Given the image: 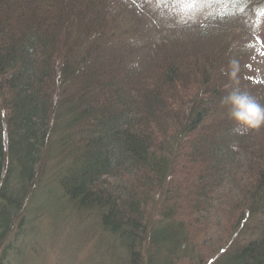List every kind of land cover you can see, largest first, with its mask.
I'll return each instance as SVG.
<instances>
[{"label":"trees","instance_id":"1","mask_svg":"<svg viewBox=\"0 0 264 264\" xmlns=\"http://www.w3.org/2000/svg\"><path fill=\"white\" fill-rule=\"evenodd\" d=\"M113 5L0 0V246L56 155L124 264H191L201 231L209 263L264 264V126L228 118L215 30L128 41Z\"/></svg>","mask_w":264,"mask_h":264},{"label":"rangeland","instance_id":"2","mask_svg":"<svg viewBox=\"0 0 264 264\" xmlns=\"http://www.w3.org/2000/svg\"><path fill=\"white\" fill-rule=\"evenodd\" d=\"M113 3L116 25H119L117 31L130 33L132 38L123 37L128 41L142 38L139 39L142 42L154 32V40L160 33L173 43L177 35L217 31L211 35L217 43L215 53L218 55L223 49L224 65H228L225 73L231 72L235 62L239 66L238 86L264 104L262 0H113ZM136 29L141 31L136 33ZM140 62L136 58V63ZM57 162L56 155L45 161L42 177H38L42 182L38 193L28 200L27 210L20 213L17 224L1 243L0 264H124L123 252L114 241L116 238L103 232L98 213L78 212L61 198L56 175L59 176L62 169ZM212 233L213 227L210 228ZM206 237L202 231L194 237V242L201 247L197 251L201 262L196 252L191 264H208L207 255L216 253L204 246ZM223 237L212 243L219 246ZM242 238L234 244L241 243ZM219 255L209 264L221 261Z\"/></svg>","mask_w":264,"mask_h":264},{"label":"clouds","instance_id":"3","mask_svg":"<svg viewBox=\"0 0 264 264\" xmlns=\"http://www.w3.org/2000/svg\"><path fill=\"white\" fill-rule=\"evenodd\" d=\"M239 66L233 62L229 73L231 83L228 91L221 98V103L227 107L228 118L234 123L237 132L259 129L264 126V104L238 85L237 73Z\"/></svg>","mask_w":264,"mask_h":264}]
</instances>
